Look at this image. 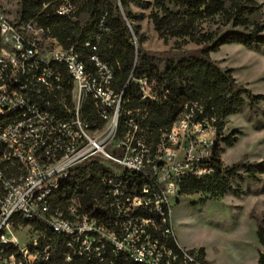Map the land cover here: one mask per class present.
<instances>
[{"label":"built area","instance_id":"built-area-1","mask_svg":"<svg viewBox=\"0 0 264 264\" xmlns=\"http://www.w3.org/2000/svg\"><path fill=\"white\" fill-rule=\"evenodd\" d=\"M75 9L63 0L55 12ZM85 45L87 63L0 4V264H202L176 239L170 198L185 177L211 173L215 112L183 101L152 137L146 109H122L113 69ZM128 80L142 102L167 97L154 78ZM85 97L97 122L82 117ZM92 157L116 166L101 171L92 206L55 204L70 169Z\"/></svg>","mask_w":264,"mask_h":264},{"label":"trees","instance_id":"trees-1","mask_svg":"<svg viewBox=\"0 0 264 264\" xmlns=\"http://www.w3.org/2000/svg\"><path fill=\"white\" fill-rule=\"evenodd\" d=\"M62 1L18 0L17 19L36 22L44 36L55 38L62 47L73 46L86 63L88 49L85 44H96L98 56L113 69L115 90L123 89L122 109L144 107L152 137L157 136L159 129L170 126L181 102L196 100L207 111L215 112L219 140L232 145L236 132L222 134L225 118L242 111L245 106L252 109L264 100V95L253 94L238 84L231 69H221L210 57V53L218 51L223 44L238 43L250 50L264 51V20L251 19L260 14L262 8L256 0H70L76 7L70 16L56 14ZM130 4L149 9L146 17L163 43L169 38L175 39L171 49L151 51L143 48L146 38L138 21L145 15L132 11ZM216 17L221 19L224 28L227 25L230 28L223 30L219 25L206 28L205 23ZM96 36H99L98 42ZM188 43L196 47L183 48ZM130 75L132 79L143 76L156 79L159 87L167 89V97L162 102L140 101L136 85L128 80ZM64 94L70 105V87ZM82 117L89 123L97 122L90 97L84 99ZM220 152L215 148L210 174L199 178L187 176L182 180L180 195L206 190L215 198L227 193L239 196L242 189L232 186L231 179L256 180L258 175H264V160L249 162L243 158L225 166ZM103 170L107 168L98 157L73 166L54 193V203L66 205L77 199L91 207L102 190L99 175ZM256 233L264 249L263 220L258 221ZM197 252L201 263L207 264L204 249ZM257 264H264L262 251L258 252Z\"/></svg>","mask_w":264,"mask_h":264},{"label":"rangeland","instance_id":"rangeland-1","mask_svg":"<svg viewBox=\"0 0 264 264\" xmlns=\"http://www.w3.org/2000/svg\"><path fill=\"white\" fill-rule=\"evenodd\" d=\"M256 1L262 8L260 14L251 19L263 21L264 0ZM0 4L9 17L17 18L18 0H0ZM130 9L145 15L138 21L146 38L142 44L144 49L163 51L174 46V38L164 44L158 37L146 17L149 9L133 4ZM218 25L223 30L230 28L229 25L224 28L219 17L205 23L206 28ZM194 47V43L183 46L186 49ZM210 57L221 69H231L238 84L253 94L264 95V51L232 43L221 45L218 51L210 53ZM232 130L236 132L233 144L226 145L222 140L218 144L223 165H231L243 158L249 162L264 160V100L252 109L245 106L242 111L226 117L222 134L225 136ZM104 163L116 168L110 161L104 160ZM230 183L241 188L242 194L227 193L215 198L209 191L201 190L170 198L174 233L183 248L192 251L203 248L209 264H257L258 252L264 253L256 233L259 220H263L264 226V175H258L256 180L233 178Z\"/></svg>","mask_w":264,"mask_h":264},{"label":"crops","instance_id":"crops-1","mask_svg":"<svg viewBox=\"0 0 264 264\" xmlns=\"http://www.w3.org/2000/svg\"><path fill=\"white\" fill-rule=\"evenodd\" d=\"M204 252H205V251H204ZM204 258H205V260L207 261V264H209V260H208V258L206 257V252H205Z\"/></svg>","mask_w":264,"mask_h":264},{"label":"water","instance_id":"water-1","mask_svg":"<svg viewBox=\"0 0 264 264\" xmlns=\"http://www.w3.org/2000/svg\"><path fill=\"white\" fill-rule=\"evenodd\" d=\"M136 47V46H135Z\"/></svg>","mask_w":264,"mask_h":264}]
</instances>
